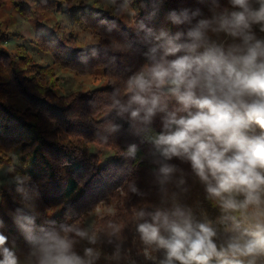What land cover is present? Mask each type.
Listing matches in <instances>:
<instances>
[{
  "label": "trees",
  "instance_id": "trees-1",
  "mask_svg": "<svg viewBox=\"0 0 264 264\" xmlns=\"http://www.w3.org/2000/svg\"><path fill=\"white\" fill-rule=\"evenodd\" d=\"M6 1L0 0V9ZM10 1L30 19L45 12H62L65 7L74 23L99 39L80 46L76 35L45 27L29 41V47L19 44L12 53L5 44L17 37L0 21L4 72L0 80V163L1 155L20 149L23 165L21 170L14 164L10 167L19 179L0 197V234L7 237L6 247L18 260L29 257L45 233L52 231L66 236L72 250L85 259L78 226L84 214L107 200L115 203V212L96 224L89 242L93 250L90 264H153L139 253L147 245L137 226L150 221L157 211L171 216L179 208L190 213L194 222H201L203 213L223 216L232 224L231 217L239 218L208 197L187 162L164 161L156 151L153 140L162 130L165 112H157L145 124L132 120L130 110L121 111L130 97L129 78L163 55L165 26L186 33L213 8L227 6L228 0H113L112 11L63 0ZM125 9L133 26L122 20ZM184 39L181 36L179 42ZM33 51L79 75L101 71L107 84L87 95L61 96L45 80L52 68L33 60ZM11 96L23 98L27 109L19 112L7 106L5 100ZM166 102L168 112L179 107L174 98L167 97ZM106 111L109 116L101 118ZM89 143L110 147L115 154L102 161V156L89 152ZM132 145L136 151L130 154ZM163 163L176 169L167 178L159 172Z\"/></svg>",
  "mask_w": 264,
  "mask_h": 264
},
{
  "label": "clouds",
  "instance_id": "clouds-1",
  "mask_svg": "<svg viewBox=\"0 0 264 264\" xmlns=\"http://www.w3.org/2000/svg\"><path fill=\"white\" fill-rule=\"evenodd\" d=\"M228 3L230 9L214 11L168 39L160 59L127 82L130 97L121 111L130 110L132 120L145 124L165 112L153 140L156 151L164 161L187 162L208 197L239 217H231V234L218 244L210 222H194L179 208L171 216L157 211L137 231L146 245L163 250L161 264H256L264 257V36L256 32L264 34V0ZM209 31L224 33L232 43L210 42ZM167 97L179 107L168 112ZM135 151L132 145L129 153ZM175 170L168 163L159 168L165 178ZM7 242L0 234V264H18ZM36 253L38 264H90L55 231L38 241Z\"/></svg>",
  "mask_w": 264,
  "mask_h": 264
},
{
  "label": "rangeland",
  "instance_id": "rangeland-1",
  "mask_svg": "<svg viewBox=\"0 0 264 264\" xmlns=\"http://www.w3.org/2000/svg\"><path fill=\"white\" fill-rule=\"evenodd\" d=\"M68 1L72 4L86 3L87 5L99 9V10H114L113 0H63ZM225 8L230 9L228 4L225 7H215L210 12V15L207 18H210L214 11L219 12ZM122 20L133 26V20L129 13L126 12V9L122 13ZM0 21L3 23V28L6 31H9L10 34H14L17 37V40L6 43L7 49L10 52H17V45H26L29 47V41L32 40L38 32H42L47 28L62 29L66 30L68 34L72 33L77 36L79 40V45H92L99 41V39L89 30L81 28L79 24L74 23L72 20V15L62 7V12H45L37 15L36 18H29V16L22 15L13 5L12 1L7 0L4 2L2 8L0 9ZM164 45L168 39H174L178 33L173 29L170 24H167L164 28ZM210 42H215L218 44H223L227 46L232 43L230 37L226 36L224 33H213L209 31L207 33ZM179 42V41H177ZM163 45V46H164ZM32 59L36 62L43 64L44 66H50L52 68V73L45 74V80H48L52 83L54 90L57 94L61 96H67L71 94H83L87 95L88 93L94 91L95 89L104 87L107 84V78L103 75V72L99 71L94 75H79L73 71L61 69V67L54 65L53 60L44 55L42 52L33 51ZM143 68L142 70H144ZM141 70V71H142ZM2 65L0 64V80L3 76ZM5 104L12 108L13 110H18L19 112H24L27 109V102L20 97H9L5 100ZM110 111H106L101 114V118L109 116ZM89 152L92 154H99L102 156V161L112 157L115 154V151L110 147L103 145H98L96 143L88 144ZM20 149H16L13 152H8L4 155L3 161L0 163V197L5 190H8L15 182L19 179V175L14 173L10 168L12 164L17 166L18 170L23 168L22 158L20 157ZM3 154V153H2ZM9 157V158H8ZM12 162V163H11ZM115 212V203L107 200L105 202H100L94 206L89 212L83 215L82 222L79 224L80 232H84L86 235L80 237V242L83 246V252L89 248V242L94 236L96 224L98 220L101 219L104 215L113 214ZM201 222H210L211 225L217 231L216 241L218 244L223 243L227 237L231 234L226 231L231 228L232 223L229 222L223 216H211L208 214H202ZM36 249H31L30 256L24 257L18 260V264H38V256ZM142 256L147 261H152L153 264H161V261L164 259V252L162 249H158L155 245H147L143 248L141 252ZM93 255L88 257L85 255V260L92 262ZM141 259V256H139ZM215 264V262H213ZM246 264V261H245ZM256 264H264V257L257 259Z\"/></svg>",
  "mask_w": 264,
  "mask_h": 264
}]
</instances>
